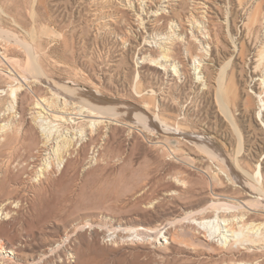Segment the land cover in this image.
<instances>
[{"label": "rangeland", "instance_id": "1", "mask_svg": "<svg viewBox=\"0 0 264 264\" xmlns=\"http://www.w3.org/2000/svg\"><path fill=\"white\" fill-rule=\"evenodd\" d=\"M170 36L166 63L160 41ZM0 57V241L16 249L18 263L225 264L260 256L264 264L248 227L260 224L264 233V204L249 187L257 172L264 187L257 121L264 0H0ZM29 59L37 61L36 75L26 69ZM55 84L81 94L68 105L61 94L54 105ZM39 100L48 101L41 114L49 123L61 109L82 110L89 121L101 115L93 106L120 109L104 125L54 123L50 129L65 140L55 137L53 152L35 162L29 156L41 147L37 132L35 145L21 150L6 141L8 130L37 131L26 113ZM140 109L168 128L140 125ZM202 136L226 163L187 141ZM213 197L225 207L206 209ZM202 216L228 226L211 233L199 224ZM139 226L148 231L124 232ZM190 232L215 248L204 249Z\"/></svg>", "mask_w": 264, "mask_h": 264}, {"label": "bare ground", "instance_id": "2", "mask_svg": "<svg viewBox=\"0 0 264 264\" xmlns=\"http://www.w3.org/2000/svg\"><path fill=\"white\" fill-rule=\"evenodd\" d=\"M171 4V3H170ZM203 8H201V10H202ZM207 15V14H206ZM250 15V14H249ZM138 18V17H137ZM248 19H249V17H248ZM196 24H197V22H195ZM195 24V25H196ZM171 26V25H170ZM198 26V25H197ZM194 29V28H193ZM168 31V30H167ZM3 34V33H2ZM174 38H175V36H174ZM178 39V38H177ZM193 39V38H192ZM172 40H174V39H171V36H170V39L169 38H164V39H161V41H160V52H161V54H162V59H163V61H165L166 63L167 62H170V57H169V55H170V53H171V51L173 50V42H172ZM194 40V39H193ZM192 40V41H193ZM250 42V41H249ZM158 43V42H157ZM235 43V42H234ZM159 46V45H158ZM188 46H189V44H188ZM23 47H25V46H23ZM203 49V48H202ZM29 51V50H28ZM32 52H34V51H32ZM172 54V53H171ZM30 55V54H29ZM35 55V54H34ZM33 56V55H32ZM30 57H31V55H30ZM34 57V56H33ZM1 58V57H0ZM29 58V57H28ZM262 58V57H261ZM5 59V61L8 63V64H13L14 63V61L12 60V59H9V58H4ZM158 62H160V61H158ZM158 64H161V63H158ZM162 65V64H161ZM163 66V65H162ZM166 66V65H165ZM27 71L29 72V73H31V74H34V75H36V73H38V71H40V69L38 68V64H37V61H35L34 59H29V61H28V65H27ZM1 70V69H0ZM178 70V69H177ZM4 71H6V70H4ZM14 71V70H13ZM8 72V71H7ZM224 72V71H223ZM3 73V72H2ZM19 76V78H21V81L23 80V82H24V79L25 80H27L28 79V77H27V75H18ZM32 76V75H31ZM228 76V75H227ZM11 78H13L12 76H10ZM35 77V76H34ZM204 77V76H203ZM36 78V77H35ZM199 79V78H198ZM12 81V80H11ZM20 81V82H21ZM14 82V81H13ZM26 82V81H25ZM24 82V83H25ZM51 83V82H50ZM27 84V83H26ZM52 84V83H51ZM54 84V83H53ZM22 85V84H21ZM20 85V86H21ZM51 87V86H50ZM55 87H56V91L54 90V89H51V92H52V96L49 98V99H59L60 100V98H62V97H60V95L62 94L63 95V97H64V101L67 103H65L66 105H68V102H70V100H72L73 98L75 99L76 97H78V91H77V89H73L72 87H70V85L68 86V85H56L55 84ZM54 88V87H53ZM2 91L0 90V93H1ZM18 92H19V89L16 87V89H12L11 90V95L12 96H15L16 98H17V94H18ZM50 92V93H51ZM217 93H219V92H217ZM81 94V93H80ZM79 94V95H80ZM261 94L262 93H260L259 95L261 96ZM258 95V96H259ZM79 98H82V97H79ZM85 98H87V97H85ZM262 98V97H261ZM19 99V98H18ZM48 99V100H49ZM50 100V101H52V103H53V101L54 100ZM83 99V98H82ZM81 99V100H82ZM98 99V98H97ZM58 100V101H59ZM63 100V99H62ZM99 100L100 101H102V102H104L105 100H102L101 98H99ZM47 100H39L37 103H35L34 105H32V108L30 109L31 110V112L30 113H26V114H29V116L27 117V121H28V124H32L33 126H34V128H36L37 129V131H35V132H31V134L29 133V130H26V131H24V132H22V130H21V134L17 131H13V132H11V131H9L8 130V128H6L7 130H8V132H10V135H8L7 136V145L9 146V148H10V150L12 149V150H21V149H24L25 147H26V145H29V146H34L35 145V143H36V141L38 140H36V132L40 135V137L42 138V140H41V143H39L40 145H41V147H39V148H35V151H34V153H35V155H31V153H30V156H29V158H31L33 161H35V162H42L43 160H44V155H49V151H51V153L53 152L52 151V149H53V143L55 142V141H53L54 139H55V137H57L55 140H57L56 141V143H58V142H60L59 140H60V138H64V140H65V137L63 136V137H58V136H55V133H53V131L50 129V128H52L53 127V124L55 123V125L57 124V123H62V122H66L67 121V119H76V120H79V121H89V120H87V119H90V116H87V115H84L83 114V111L82 110H78V111H76V112H72V113H69V112H67V111H65V110H56V111H54V112H52V113H50L49 114V118L51 119V121H50V123H49V119L48 120H45V119H43V117H42V112L45 110V105H47ZM55 102V101H54ZM79 102V101H78ZM84 102V101H83ZM82 102V103H83ZM90 102V101H89ZM95 102V101H94ZM101 102V103H102ZM88 103V102H87ZM107 103V102H106ZM105 103V104H106ZM125 103V102H124ZM264 103V102H263ZM54 104V103H53ZM59 104H60V101H59ZM61 104H62V102H61ZM70 104V103H69ZM90 104V103H89ZM104 104V103H103ZM55 105V104H54ZM53 105V106H54ZM74 105H76V104H74ZM87 105V104H86ZM220 105V104H219ZM58 107H59V105H57ZM83 106V105H82ZM120 106V105H119ZM218 106V105H217ZM47 107V106H46ZM67 107V106H66ZM85 107V106H84ZM83 107V108H84ZM90 107V106H89ZM49 108V107H48ZM51 108V107H50ZM91 108V107H90ZM124 108V107H123ZM264 104H263V106H262V109H259L260 111L257 113V121L259 120V121H261V124L263 125V127H264V122L262 121L263 119H261V117L263 118V114H262V112H264ZM72 109V108H71ZM74 109V108H73ZM82 109V108H81ZM120 108H115V106L114 107H112V106H109L108 108L107 107H105V106H93V108H91V110L93 111H98V113L99 114H101V115H96V113L97 112H93L92 113V116H93V114H95L93 117H96L98 120L97 121H89L90 123L92 122V127H93V123L94 124H96L97 126H98V124H103L105 121H103L104 120V118H108V119H111V120H113L114 121V119L117 117V115H118V110H119ZM125 109V108H124ZM123 109V110H124ZM131 109V108H130ZM76 110V109H75ZM141 110V112H139V113H137V114H135L136 116H135V119L137 120V122L139 121V124L140 123H143V126L145 125V128H147V129H149V127L150 126H155L156 127V129H158L159 131H160V127L158 126V123L156 124V122H161L160 123V125H161V127L162 126H166V125H164L163 123H162V121H160V119H159V117H158V115H156L155 116V121L154 120H152L153 118H152V116L150 117V116H148V114L143 110V109H140ZM225 111V110H224ZM120 112H122V111H120ZM22 114V113H21ZM71 115H72V117H71ZM91 116V117H92ZM228 118V117H227ZM75 120V121H76ZM91 120V119H90ZM136 120H135V122H136ZM74 121V122H75ZM73 122V123H74ZM112 122V121H111ZM115 122V121H114ZM113 122V123H114ZM18 124H20V123H18ZM26 124V123H25ZM111 124V123H110ZM166 124V123H165ZM104 125V124H103ZM140 125H142V124H140ZM14 126V125H13ZM137 126H138V124H137ZM149 126V127H148ZM158 126V127H157ZM5 127H9V126H7V125H3V128H5ZM88 127V126H87ZM90 127V126H89ZM2 128V129H3ZM12 127L10 126L9 127V129L10 130H12L11 129ZM14 128V127H13ZM19 128V127H18ZM141 128H143V127H141ZM166 128H168L167 126H166ZM16 129V128H15ZM35 129V130H36ZM5 130V129H4ZM6 130V131H7ZM20 130V129H19ZM31 130H32V127H31ZM38 130H40L39 132H38ZM161 130H163V129H161ZM169 129H167V131H168ZM55 131V130H54ZM91 131V130H90ZM40 132L42 133V134H40ZM0 133H2V132H0ZM4 133V132H3ZM12 133V134H11ZM170 133V132H169ZM54 134V135H53ZM92 134V137H93V135H94V133H93V131H91L90 132V134L89 135H91ZM105 134V133H104ZM172 134H177V133H172ZM3 135V134H2ZM19 135V136H18ZM2 137V136H1ZM175 137V136H174ZM3 138V137H2ZM1 138V139H2ZM178 138V137H177ZM59 139V140H58ZM70 139V138H69ZM92 140H93V138H91ZM190 139V140H189ZM187 141L188 142H192V143H194L193 145H195V147H198L199 149L201 148V149H205V150H209V154L212 156V158H215V159H218V160H220V161H222L223 163H226V159L224 158V156L222 155V153H220L219 152V149L217 150V152H215L214 150H216V148H214L213 146V148H214V150H213V148H211V145L212 144H210V142H208V140H206V138L204 137V136H202L201 138H199V139H195L194 137H191V138H189ZM3 140V139H2ZM30 141L31 142V144L30 143H27V141ZM63 141V140H62ZM66 141H67V139H66ZM196 141H198V142H196ZM68 143V142H67ZM206 143V144H205ZM6 144V143H5ZM62 144V143H61ZM64 144H65V142H64ZM166 144V143H165ZM56 145V144H55ZM60 145V144H59ZM68 145V144H67ZM28 146V147H29ZM62 147H63V145H61ZM69 146V145H68ZM55 148V147H54ZM64 148H65V146H64ZM211 148V149H210ZM69 148H67V150H68ZM8 152V151H7ZM9 152H11V151H9ZM28 152V151H27ZM5 154V153H4ZM54 155H56V153H54ZM209 155V156H210ZM13 158V157H12ZM60 158V157H59ZM58 158V159H59ZM28 159V158H27ZM30 159V160H31ZM63 159V158H62ZM27 161H29V160H27ZM18 162V161H17ZM61 162H62V160H61ZM12 164H13V162H11ZM63 163V162H62ZM30 164V163H29ZM37 164V163H36ZM40 163H38L37 165H39ZM26 165V164H25ZM24 165V166H25ZM226 167H228V170L230 171V173H231V175H232V177L236 180L235 182H239V180H241L240 179V176H239V174L236 172V170L235 171H233L232 170V166L230 165V166H228V164H224ZM238 165V164H237ZM10 166V165H9ZM8 166V164H7V168L9 167ZM21 167V166H20ZM240 167V166H239ZM31 169V168H30ZM248 176H250V175H248ZM251 177L252 178H254V180L256 181V183H257V185H254V184H249V187H250V189H253L255 192H253V194L254 195H257V201L258 202H260L261 204H264V187H263V184L261 183V181H260V172H257L255 175H251ZM217 178V177H216ZM248 184V183H247ZM4 186H5V184H4ZM17 187V186H16ZM25 188V187H24ZM250 192V191H249ZM7 202V201H6ZM243 204L244 205H248L247 204V202H243ZM252 204V203H251ZM259 204V203H258ZM257 204V205H258ZM224 204L223 203H221L220 202V200L218 199V198H215V197H213V198H211V204H209L207 207H206V209H218V208H220V207H222ZM227 206V205H226ZM253 206V205H252ZM255 206V205H254ZM224 207H225V205H224ZM228 207V206H227ZM235 207V206H234ZM233 208V207H232ZM202 213H204V211L202 212ZM217 219V218H216ZM243 219V218H242ZM202 221H200L199 222V224L202 226V227H204V228H206V229H210V231L209 232H211V233H218L219 231H220V226L219 225H221V224H223L224 226H228L227 225V222H228V220H223L222 221V223H215L214 221L212 222V220H208V219H206V216H202V219H201ZM216 221V220H215ZM242 222V221H241ZM237 225V224H236ZM246 225H248V224H246ZM260 225V224H259ZM258 225V226H259ZM258 226H254V225H248V227H249V229L252 231V234H253V232H257L256 233V235H252V236H250V239H251V242H252V244L254 245V246H262V248H264V233H261V234H258V231H259V229L260 228H257ZM262 225H260V227H261ZM119 228H120V230L122 229L123 230V228H121V226L119 225L117 228H115V231L117 232V231H119ZM232 228V227H231ZM257 228V229H256ZM159 229V228H158ZM157 228L154 230V232H152L151 230H149V231H151L152 233H157V234H160V232H161V230H158ZM114 230V229H113ZM125 230L126 231H134L135 233H137V235H138V237H139V235H142V233H145L146 231H148V230H146L145 228H143V227H138V228H127V229H125L124 228V232H125ZM233 230V229H232ZM249 230V231H250ZM222 231V230H221ZM229 231V230H228ZM231 232H233V234H232V236H239V235H236V232L235 231H231ZM251 233V232H250ZM220 234V233H219ZM223 234V233H222ZM162 235V234H161ZM251 235V234H250ZM157 236V235H156ZM159 236V235H158ZM157 236V238H159ZM189 236L191 237V238H193L194 240H196V242L199 244V245H201L204 249H206V250H213L215 247H214V243L208 238H202V237H200V236H198L197 234H195V233H193V232H190L189 233ZM164 237V236H163ZM166 237V236H165ZM222 237L224 238V239H226V244L228 243V239H227V236H225V235H222ZM232 238V237H231ZM67 239L69 240V236L67 237ZM166 239H168V238H166ZM65 240V239H64ZM67 240V241H68ZM195 243V242H194ZM225 244V243H224ZM242 248V247H241ZM245 248V247H244ZM257 248V247H256ZM14 249V248H13ZM13 249H11V248H7L1 241H0V264H20V263H18L17 262V259H18V252L16 251V249L15 250H13ZM259 250H260V248H258ZM257 249V250H258ZM251 250V249H250ZM262 250V249H261ZM250 252V251H249ZM45 257V256H44ZM227 259V258H226ZM226 259L224 260V263L225 264H260L261 262H262V257H257V256H254L253 258H252V260H248L247 259V261H238V262H227L226 261ZM236 261V260H235ZM38 263V262H37ZM27 264H35L34 263V261H32V262H27Z\"/></svg>", "mask_w": 264, "mask_h": 264}]
</instances>
